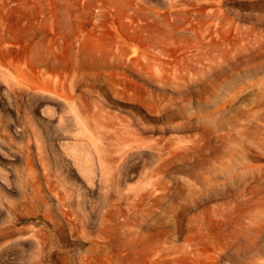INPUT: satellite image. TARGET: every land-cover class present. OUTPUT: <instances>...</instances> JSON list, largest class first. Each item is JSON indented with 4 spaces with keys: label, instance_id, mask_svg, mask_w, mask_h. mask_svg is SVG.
Segmentation results:
<instances>
[{
    "label": "rangeland",
    "instance_id": "374dc122",
    "mask_svg": "<svg viewBox=\"0 0 264 264\" xmlns=\"http://www.w3.org/2000/svg\"><path fill=\"white\" fill-rule=\"evenodd\" d=\"M0 264H264V0H0Z\"/></svg>",
    "mask_w": 264,
    "mask_h": 264
},
{
    "label": "bare ground",
    "instance_id": "6f19581e",
    "mask_svg": "<svg viewBox=\"0 0 264 264\" xmlns=\"http://www.w3.org/2000/svg\"><path fill=\"white\" fill-rule=\"evenodd\" d=\"M56 82H57V81H56ZM24 86H25V87H28V86H31V85L28 84V83H25ZM30 90H31V87H30ZM32 90H33V89H32ZM28 92H30V91H28ZM30 93H31V92H30ZM31 95L35 96L36 93H35V95H34V92H33V93L30 94V96H31ZM29 98H30V97H29ZM70 105H71V104H69V105L67 104V107H66V108H68V110H69V111L66 110L67 113L70 112V111H73V112H72V114L74 113V114H73V117H72V119L74 120V121H72L73 124L75 125V123H76L77 126H78V128H79V127L82 128V130H80V131L84 132L85 130H83V129H85L86 127L88 128V125H87V122H86V119H87V118L84 119V118H83L84 116L82 115V116H83V117H82L81 114H80L81 112L78 113V111H80V110L75 111V109H74L75 106L72 107V106H70ZM74 105H75V103H74ZM64 106H66V105H64ZM79 108H80V107H79ZM76 109H77V108H76ZM80 109H81V108H80ZM81 110H82V109H81ZM74 111H75V112H74ZM82 111H83V110H82ZM83 112H84V111H83ZM69 114H71V113H69ZM71 116H72V115H71ZM94 119H95V118H94ZM70 120H71V119H70ZM92 120H93V119H92ZM92 120H91V121H92ZM74 122H75V123H74ZM94 122H95V121H94ZM95 125H96V124H95ZM89 127H91V126H89ZM87 128H86V129H87ZM92 128H94V127H92ZM89 129H90V128H89ZM99 133H100V132H99ZM84 134H86V132H84ZM98 135H99V134H98ZM100 135H101V133H100ZM90 137H91V136H90ZM60 144H62V143H60ZM91 144H92V143H91ZM96 144H97V143H96ZM95 148H96V147H95ZM39 158H40V156H39ZM41 160H42V158H41Z\"/></svg>",
    "mask_w": 264,
    "mask_h": 264
}]
</instances>
